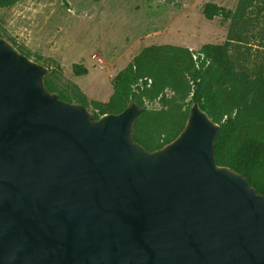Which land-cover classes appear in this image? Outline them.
Here are the masks:
<instances>
[{
    "label": "water",
    "instance_id": "water-1",
    "mask_svg": "<svg viewBox=\"0 0 264 264\" xmlns=\"http://www.w3.org/2000/svg\"><path fill=\"white\" fill-rule=\"evenodd\" d=\"M0 38V264H264V196L216 162L197 102L155 151L143 108L98 119Z\"/></svg>",
    "mask_w": 264,
    "mask_h": 264
},
{
    "label": "rangeland",
    "instance_id": "rangeland-1",
    "mask_svg": "<svg viewBox=\"0 0 264 264\" xmlns=\"http://www.w3.org/2000/svg\"><path fill=\"white\" fill-rule=\"evenodd\" d=\"M239 1L21 0L0 8V35L30 60L47 67L46 76L58 91L73 101L76 90L82 93L92 113L91 102L106 103L113 94L114 77L148 46L172 45L197 51L205 44L229 41L236 62L264 73L261 3L247 9L241 18L225 21L203 16L208 3L235 11ZM74 64L84 66L87 73L76 76ZM189 101L190 94L169 89L143 99L141 107L151 114L147 129L156 142L163 141L166 130Z\"/></svg>",
    "mask_w": 264,
    "mask_h": 264
},
{
    "label": "trees",
    "instance_id": "trees-1",
    "mask_svg": "<svg viewBox=\"0 0 264 264\" xmlns=\"http://www.w3.org/2000/svg\"><path fill=\"white\" fill-rule=\"evenodd\" d=\"M19 1L0 0V8L12 7ZM257 2L264 11V0H240L235 11L208 3L202 13L208 20L220 17L226 21L239 18ZM230 47L229 41L205 44L197 51L172 45L145 47L114 77L109 100L91 102L92 114L96 119L104 114H118L131 101L143 107L144 98L157 97L165 89L190 94L189 105L166 130L163 141L156 142L148 131L147 120L151 114L145 109L134 124V141L148 151L162 148L183 130L189 108L197 102L220 125L214 141L217 164L244 176L264 196V73L258 68H243L232 58ZM72 71L76 76L87 73L80 64H74ZM44 84L50 92L56 91L60 100L89 106L78 90L73 101L54 87L49 76L44 78ZM161 99L165 100L163 96Z\"/></svg>",
    "mask_w": 264,
    "mask_h": 264
}]
</instances>
